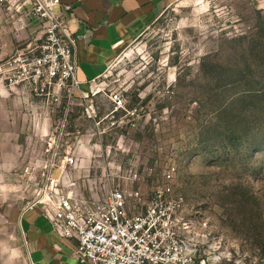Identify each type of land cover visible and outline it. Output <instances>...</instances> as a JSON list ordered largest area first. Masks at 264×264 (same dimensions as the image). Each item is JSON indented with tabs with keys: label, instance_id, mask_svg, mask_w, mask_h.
Here are the masks:
<instances>
[{
	"label": "rangeland",
	"instance_id": "374dc122",
	"mask_svg": "<svg viewBox=\"0 0 264 264\" xmlns=\"http://www.w3.org/2000/svg\"><path fill=\"white\" fill-rule=\"evenodd\" d=\"M19 18L11 3L0 7V264L23 248L22 213L48 201L57 145L62 159L77 132L85 138L81 158L93 166L68 171L87 197L91 188L106 190L105 178L126 176L131 163L141 176L134 185L151 194L174 164V190L184 196L206 249L222 253L217 264H264V0H182L168 7L119 47L99 92L89 97L65 90L39 96L9 82L43 34ZM112 92L123 93L135 114L111 118ZM90 104L107 130L87 143L98 131ZM64 117L66 136L58 142ZM114 119H135L137 126H112Z\"/></svg>",
	"mask_w": 264,
	"mask_h": 264
},
{
	"label": "built area",
	"instance_id": "2783aa9c",
	"mask_svg": "<svg viewBox=\"0 0 264 264\" xmlns=\"http://www.w3.org/2000/svg\"><path fill=\"white\" fill-rule=\"evenodd\" d=\"M7 3L15 7L22 23L31 20L43 32L39 38L40 43L29 49L21 71L13 72L9 76L11 84L21 83L36 95L47 97H53L55 91L58 95L63 90L70 95L81 91L85 97L99 92L98 81L102 76L91 79L87 90L82 88L83 82L77 78L76 51L80 37L70 30L61 9L63 7L68 10L70 5H63L61 0H0V7ZM59 98L57 96L56 99ZM109 98L113 105L109 113L111 118L123 110L126 114H135L136 109L129 111L126 108L127 102L123 93L112 92ZM86 111L98 127V131L93 130L88 134L89 143L96 134L105 133L107 128L100 126L104 119H94L93 104ZM117 122L119 125L127 123L129 128L137 126L135 119H114L111 125ZM66 126L67 119L64 117L56 128L58 142L65 138ZM80 135L77 132L72 136L75 145L65 150L66 154L62 159L60 145H57L46 189L50 199L44 202L39 200L34 204H40L61 238L76 241L75 256L79 262L217 264L221 260L222 253L219 250L210 246L206 249L200 239L202 235L197 229V221L185 213V198L173 186L177 170L174 164L166 169L164 182L151 194H147L138 184L134 185L139 183L141 176L135 164L131 163L126 176L113 183L105 178L106 190L99 195L91 188V197H87L81 190L78 177L71 179L68 171L69 168L89 170L93 166L85 165L81 158L85 138ZM121 140L122 137L119 138ZM120 147L121 145L118 149ZM94 152L92 147L91 154L100 156ZM107 166L122 171L121 165L108 163ZM54 169L59 170L57 177L53 175ZM60 186L70 188L61 189Z\"/></svg>",
	"mask_w": 264,
	"mask_h": 264
},
{
	"label": "crops",
	"instance_id": "0c3cea01",
	"mask_svg": "<svg viewBox=\"0 0 264 264\" xmlns=\"http://www.w3.org/2000/svg\"><path fill=\"white\" fill-rule=\"evenodd\" d=\"M180 1L61 0L71 6L61 9L70 30L80 37L77 78L83 82L82 88L87 90L91 79L107 73L125 41L139 37L164 10ZM37 205L22 213L23 248L13 253L9 264H86L75 256L76 241L61 238Z\"/></svg>",
	"mask_w": 264,
	"mask_h": 264
},
{
	"label": "bare ground",
	"instance_id": "6f19581e",
	"mask_svg": "<svg viewBox=\"0 0 264 264\" xmlns=\"http://www.w3.org/2000/svg\"><path fill=\"white\" fill-rule=\"evenodd\" d=\"M49 196V195H48ZM49 199H50V197H49ZM49 199H48V201H49Z\"/></svg>",
	"mask_w": 264,
	"mask_h": 264
}]
</instances>
